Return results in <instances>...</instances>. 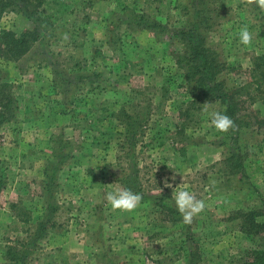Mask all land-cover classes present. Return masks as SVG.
<instances>
[{
	"label": "rangeland",
	"instance_id": "rangeland-1",
	"mask_svg": "<svg viewBox=\"0 0 264 264\" xmlns=\"http://www.w3.org/2000/svg\"><path fill=\"white\" fill-rule=\"evenodd\" d=\"M183 1L45 0L41 11L68 29V35L43 42L39 54L28 52L16 60L0 55V80L10 83L16 103L14 117L0 127V174L4 181L0 191V264L4 262L1 249L13 243L15 237H26L27 227L33 226L14 216L10 205L24 201L42 204L44 166L52 153L53 139L59 134L73 143L83 139L81 126L70 118V107L85 111L80 120L84 126L98 117L100 106L111 105L115 100L119 104L131 91L136 93V101L149 100L153 113L148 133L136 147L143 187L151 193L160 189L174 193L187 185L188 191L205 202V209L189 226L192 241L181 244L180 239L185 236L182 226L166 219V214L153 204L140 202L130 212L113 210L105 195L122 187L113 175L118 172L120 161L112 154L104 155L87 147L74 152L72 162H65L55 176L54 224L39 239L30 264H240L243 261L246 249L253 243L238 229L239 220L229 215L238 206L248 209L252 204L250 198L254 199L255 195L241 189L240 173L230 171L222 162L229 154V146L218 143L222 135L226 138L225 134L219 135L215 128L211 130L210 121L203 120L208 117L203 111L206 102L199 110L194 108L192 119L182 130L183 116L178 108L184 109L187 103L173 92L167 98L160 87L162 68L172 63L175 52L180 50L179 43L153 39L148 29H127L121 23L117 27L119 33L127 37L125 33L129 31V38L142 52L148 45L157 47L156 68L135 65L121 67L116 74L105 71L101 87L98 84L92 91L82 90L85 98L77 96L75 100L79 103L69 106L57 103L54 99L59 96L50 87L51 61L63 67L78 62L81 70L91 68L93 61V65L103 69L101 61L120 53L103 41L106 23L135 9L154 15L163 23L175 24L183 20ZM214 1L209 2L217 10V16L212 11L214 25L207 37L230 65L220 77L231 86L249 76L247 59L254 53V41L263 39L262 36L259 39L257 30L264 29V10L245 0ZM244 25L253 36L247 46L238 35ZM30 27L15 11L8 10L0 16V32L10 28L20 33ZM237 59L241 64L234 69L233 62ZM180 89L178 93L183 90ZM210 102L209 111H216L218 102ZM239 140L242 149L248 152L250 178L264 191V127L254 123L240 127ZM165 181L172 187H166Z\"/></svg>",
	"mask_w": 264,
	"mask_h": 264
},
{
	"label": "trees",
	"instance_id": "trees-1",
	"mask_svg": "<svg viewBox=\"0 0 264 264\" xmlns=\"http://www.w3.org/2000/svg\"><path fill=\"white\" fill-rule=\"evenodd\" d=\"M209 1L213 2L184 0L183 20L176 21L175 24L163 23L154 15L135 9L119 15L116 21L106 23L102 36L108 48L118 50L120 53H114L108 56L107 61H101L103 69L93 65L95 63L93 61L91 62L93 67L85 70L77 66L78 62L63 67L51 61L53 76L50 87L54 88L53 92L59 96L54 100L62 106H69L71 103H79L75 100L77 96L80 99L85 98L82 90L92 91L98 84L101 87L103 80L101 76L105 71L108 74H116L117 69L120 70L121 67L135 65L156 68L154 58L157 56V47L148 45L142 52L129 38V31L125 29L127 37H124L123 32L119 33L117 27L121 23L125 24L127 29H148L152 32L153 39L179 43L180 50L175 52L172 63L162 68L163 79L160 84L162 93L167 98L170 92L176 93L187 103L184 109L178 108L183 116L180 124L182 130L192 119L194 108L199 110L203 103L210 101L218 102L219 107L216 111L230 116L235 122V129L223 132L226 138L222 135L217 141L229 146V154L222 162L230 171L240 173L239 178L242 180L240 188L249 190L251 196L255 195V198H250L252 204L248 209L241 206L233 208L229 218L239 220L238 229L253 243L246 249L245 258L240 264H264V191L250 178L246 161L248 152L242 149L239 140L240 127L253 123L258 127H264V29L258 28L257 36L259 39L262 36L263 39L254 41V53L247 59L248 78L242 83L227 85L225 78L220 75L230 65L207 37L214 25L212 11L217 16V10L211 7ZM44 2L45 0H0V16L5 11H15L31 24L30 28L20 33L10 28L3 29L0 32V55L6 59L16 60L28 52L39 54L38 48L43 42L68 35V29L41 11ZM96 51L99 50L96 49L95 53ZM162 60L160 58V61ZM240 64L241 60L237 59L233 62V68L236 69ZM180 88L183 90L178 93ZM174 100L176 99H172ZM76 107H70V118L75 119L74 123L81 126L84 132L83 139L80 138L77 143H73L62 134L53 139L52 153L44 166L46 182L42 204L32 205L33 203L25 201L21 204L11 203L14 216L21 218L24 224L33 223V226L27 227L26 237H15L13 243H7L1 249L3 264H30L39 239L54 224L53 214L57 209L54 203V187L57 185L55 176L65 162L68 160L72 162L70 158H74L76 155L74 152L87 147L96 149L104 155H114L120 161L118 172L113 173L114 179L122 187L142 194L141 202L157 206L166 214V219H170L176 226H182L185 236L180 239L181 244L192 241L190 224L183 222L181 214L174 206L171 193L161 191V195H155L147 191L140 180L136 147L142 136L148 133V123L153 116L150 101H136V93L131 91L119 104L115 100L111 105L108 103V106H100V113L96 112L98 117L86 122L84 126L80 120L84 117L85 111ZM106 108L110 110L107 111ZM15 109V97L10 83L0 80V127L14 117ZM203 120L210 121L209 117H204ZM201 126L199 125L200 128ZM210 127L211 130L214 128ZM210 127L208 126L207 130H210ZM217 133L222 134L219 131ZM73 164L76 165L77 162L74 161ZM3 184L0 174V191ZM188 246L191 250V245Z\"/></svg>",
	"mask_w": 264,
	"mask_h": 264
},
{
	"label": "clouds",
	"instance_id": "clouds-1",
	"mask_svg": "<svg viewBox=\"0 0 264 264\" xmlns=\"http://www.w3.org/2000/svg\"><path fill=\"white\" fill-rule=\"evenodd\" d=\"M249 5L255 4L260 9L264 10V0H245ZM239 39L243 45H250L253 39L252 33L247 25H244L239 30ZM67 39V37H64ZM211 102H206L203 111L208 115L210 126L214 127L219 132H227L229 129H235V122L232 118L221 111H209ZM174 180L175 177H172ZM165 186L171 188L172 185L165 181ZM188 186L178 188L174 193H171L172 201L176 210L181 214L182 220L186 224H191L193 218L205 209V202L198 199L195 194L187 190ZM155 195H161V189ZM142 194L133 192L126 187H116L113 190L106 192L105 199L111 205L113 210L133 211L137 208L142 200Z\"/></svg>",
	"mask_w": 264,
	"mask_h": 264
}]
</instances>
